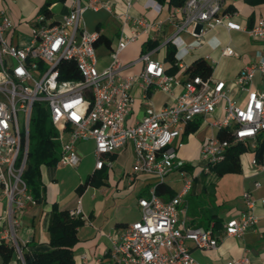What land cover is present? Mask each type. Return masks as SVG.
Instances as JSON below:
<instances>
[{
  "label": "built area",
  "instance_id": "2783aa9c",
  "mask_svg": "<svg viewBox=\"0 0 264 264\" xmlns=\"http://www.w3.org/2000/svg\"><path fill=\"white\" fill-rule=\"evenodd\" d=\"M111 1L74 0L61 21L38 14L33 34L23 44L9 40L15 25L8 12L0 9V244L13 248L18 264H25L23 253L27 247V242L20 241L18 236L22 215L29 204H37L23 179L36 104L47 109L57 131L56 166L78 167L81 156L77 145L81 142H94L96 170L112 167L107 156L131 145L133 173L151 175L158 183H164L176 172L183 183L168 200L157 195L156 187L148 196L138 199L140 218L121 227L116 236L108 235L110 248L103 264H200L188 243L201 251L215 250L222 237L242 238L258 223L254 213L256 201L249 190H244L243 209L225 222L222 237L212 227L189 226L185 197L194 178L187 169L190 163L179 159L173 144L189 124L199 119L208 122L215 133L201 149L200 158L205 162L201 172L205 173H212V168L225 160L231 143L251 142L255 147L258 136L264 132V48L237 74V97H230L225 81L195 76L182 82V91L173 103L159 109L149 102L148 92L169 93L180 81L166 73L163 61L151 58V51L141 53L130 63L143 65L139 73L124 75L129 65L123 62L121 54L140 36H151L166 23L174 27L168 39L171 42L181 33H189L201 45L209 31L222 26L244 32L264 47V17L244 27L225 13L223 0H186L183 6L173 8L166 21H152L130 14L135 0H121L126 8L117 14ZM87 10H105L121 19V33L102 68L95 46L102 30L90 31L85 26L83 15ZM221 56L238 54L227 46ZM65 62H73L74 69L63 68ZM74 72L77 78L64 77ZM136 85L146 93L147 108L141 121L128 126L126 120ZM220 129H228L232 140L218 138ZM250 164L264 172V154L260 162L253 157ZM254 185L260 187L258 182ZM260 202L264 205V197ZM71 213L85 219L80 199ZM222 264L252 263L245 254Z\"/></svg>",
  "mask_w": 264,
  "mask_h": 264
},
{
  "label": "crops",
  "instance_id": "0c3cea01",
  "mask_svg": "<svg viewBox=\"0 0 264 264\" xmlns=\"http://www.w3.org/2000/svg\"><path fill=\"white\" fill-rule=\"evenodd\" d=\"M73 2L74 0H66L65 2L54 3L50 7L53 12L52 18L55 21H61L63 16L69 12ZM111 2L116 14L123 12L126 8L121 0H112ZM43 4L44 2L40 7ZM223 9L224 11L228 10L234 22L244 27H250L259 18L264 17V1L251 3L247 0H223ZM5 10L16 27L19 21L15 10L13 11L12 8L13 13L7 9ZM172 10L173 8L169 7L167 1L162 3L158 0H135L130 9V14L132 16H143L152 21H166ZM89 14H99L100 18L92 21V18L88 16ZM83 18L85 26L88 23L92 27L90 31L102 30V34L111 39L112 46L117 41L121 33L122 24L121 19L116 15H111L105 10L98 12L87 10L84 12ZM173 32V25L166 23L160 31L153 32L151 36L142 35L135 43L129 45L121 54L123 62L129 65L123 71V74H137L143 69L141 63L135 65H130V63L135 61L145 51H151L152 59H159L164 63L166 43ZM29 38L17 34L15 28L9 40L15 44H23ZM154 39H160V43L155 47L148 48V41H153ZM164 43L165 46L161 48L160 46ZM172 43L177 48L176 56L181 63L180 71L175 75L180 83L175 85L169 93L162 90H153L147 95L149 102L156 109L174 102L182 91V82L187 78L183 74V70L199 57L206 59L210 57L208 61L214 68L212 78L225 81L228 84L230 97H237L236 77L233 79H221L216 75L215 67L222 63L231 65L232 62H236L237 70L235 75L237 76L246 64L254 60L255 53L264 48L261 41L249 37L246 33L238 30L229 31L222 26L209 31L201 45H197L189 33H181ZM227 46L233 48L238 53V56H221L222 49ZM108 55L109 53L106 55V61L101 63V66L107 65L109 61ZM213 60L216 62L214 63ZM132 95L133 104L126 120L128 126L141 121L147 108L146 93L143 89L136 85L132 90ZM196 122H200L198 130L189 134H185L184 131L173 144L179 159L188 163L200 158L203 145L215 133V130L209 126L208 122L201 119ZM88 142H92L94 155V142ZM88 142H81L77 145L81 156V163L78 167L82 166L83 151L88 147ZM253 157L254 154L251 152V159ZM107 158L112 160V167H104V172L107 175L105 184L100 187L88 186L81 196L77 193L76 188L87 176L99 171L95 168L96 159L90 172L84 170V175L76 172L79 184L75 187V193L67 194L65 197L60 196V194H54L53 190L56 191V188H58L60 168L70 167L57 166L58 170L51 168L45 170L42 168L44 201L28 205L22 215V226L18 232L20 241L27 242V250H46L48 248L47 227L53 203H57L60 209L73 210L77 207L78 199H80L82 213L85 216V224L78 230L79 242L74 251L75 262L76 264H83L84 262L88 264L104 263L110 248L108 235L116 236L121 227L140 218L138 199L148 196L158 184L157 179L151 175L133 173L134 151L131 145H127L116 153L107 156ZM250 161L246 165L242 164L243 170L240 174H227L221 178H215L213 173L200 172V174L193 177L192 187L185 197L188 202L187 222L189 226L214 227L215 234L222 237L225 222L237 217L243 209L241 196L244 190H249L252 198L256 201L254 213L258 217L257 225L249 229L242 238L222 237L218 248L215 250L201 251L193 247L191 243H188L196 262L200 264H222L226 260L237 259L248 254L252 264H264V205L260 202V198L264 197V172H259L256 167L250 164ZM190 166L191 163L187 166L189 171ZM45 171L48 174V180L45 179ZM207 174L213 177L206 179L204 175ZM255 182L259 183V188H255ZM164 183L171 187L175 194L182 187V181L176 172L170 174ZM174 183H180L181 186L175 188ZM91 191L92 193L90 194ZM161 198L170 199L168 196ZM12 264L18 263L14 261Z\"/></svg>",
  "mask_w": 264,
  "mask_h": 264
},
{
  "label": "trees",
  "instance_id": "16d2710c",
  "mask_svg": "<svg viewBox=\"0 0 264 264\" xmlns=\"http://www.w3.org/2000/svg\"><path fill=\"white\" fill-rule=\"evenodd\" d=\"M66 0H45L44 4L39 8L38 14H45L52 18L53 12L50 7L57 2H65ZM162 3H168L169 7L176 8L183 6L186 0H158ZM251 3L263 2L264 0H247ZM228 13V10H225ZM54 20V19H53ZM55 21V20H54ZM112 41L104 34H101L95 46L105 44L111 47ZM160 43V39L148 41V48L155 47ZM177 48L171 42L166 43V54L164 57V65L166 73L175 76L179 73L180 60L177 58ZM70 66L72 70L75 64L63 63L62 67ZM183 74L187 76L185 80L200 76L203 79L213 77L214 68L208 59L204 57L196 58L184 70ZM65 78H77V74L64 75ZM151 91L148 92L150 94ZM34 115L31 123L30 132V148L28 154L27 165L23 173V179L27 184V188L33 195L37 203L44 201V186L42 182V165H56L58 160L57 131L52 126L48 116L49 113L45 107L36 104L34 107ZM200 127V122L194 121L189 124L185 130V134L195 132ZM218 138L224 140H232L231 132L228 129H220L217 132ZM253 152L258 162L263 158L264 154V132L260 133L253 150L247 142L231 143L226 152L225 160L219 165L212 168L215 178H221L227 174L242 173L243 166L241 156L246 152ZM106 173L104 168L98 172H94L86 177V179L77 186L76 191L81 196L88 186L100 187L105 184ZM158 196H174V191L165 183H158L156 186ZM167 200V198H163ZM72 210L60 209L57 203H53L50 209V218L48 223V248L46 250H24L25 264H76L74 251L79 242L78 230L85 224V219L77 217L71 213ZM214 229V227H213ZM0 260L2 264H12L15 261L14 250L7 244H0Z\"/></svg>",
  "mask_w": 264,
  "mask_h": 264
},
{
  "label": "rangeland",
  "instance_id": "374dc122",
  "mask_svg": "<svg viewBox=\"0 0 264 264\" xmlns=\"http://www.w3.org/2000/svg\"><path fill=\"white\" fill-rule=\"evenodd\" d=\"M45 2V0H0V9H7L9 12L13 13L15 10V13L17 15V19L19 23L17 24L16 33L21 36L31 37L34 31V22L35 17L37 16V10L40 7V5ZM9 4V5H8ZM13 8V11H12ZM91 20H98L99 14L97 15H88ZM98 16V17H97ZM90 21V20H89ZM86 26L91 30L92 27H90V24H86ZM115 43H113L114 45ZM111 48L107 47L105 44H100L96 49V54L101 63L106 61V55L110 52ZM238 54V53H237ZM137 66V65H136ZM102 68V66H99ZM215 73L218 77L221 79H233L236 77L235 73L237 70V64L236 62H232L231 65H226L225 63L219 64L215 67ZM22 116L20 115V120ZM250 149L253 150L254 145L252 143L249 144ZM92 142H88V147H86L83 151V158H82V166L80 167H70V168H60V175H59V183L58 188H56V191L53 190L54 194H60V196H66L67 194H73L75 193V187L79 184V181H77V173L84 175V170H87L88 172L91 171L94 162L95 157L93 155L92 150ZM57 151L59 153V143L57 142ZM251 160V151L244 153L241 156V162L243 165H246L248 161ZM190 174L192 177L197 176L201 169L205 166V162L201 160V158H197L193 161H190ZM43 169L51 168L53 170H58L59 168L56 165H42ZM110 169V168H109ZM108 169V171H109ZM51 173V172H50ZM55 177V175L53 174ZM206 179H211L213 176L210 174L204 175ZM45 179L48 178V174L45 171ZM53 183V182H51ZM183 185V183H181ZM180 183H174L175 188H179L181 186ZM92 191L90 192V194ZM89 194V195H90ZM59 196V195H58ZM50 218V217H49ZM48 228V227H47ZM48 231V230H47ZM48 240H49V233H48Z\"/></svg>",
  "mask_w": 264,
  "mask_h": 264
}]
</instances>
